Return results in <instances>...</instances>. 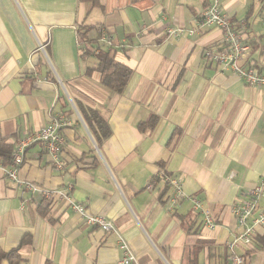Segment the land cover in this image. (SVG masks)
<instances>
[{
	"label": "crops",
	"instance_id": "crops-1",
	"mask_svg": "<svg viewBox=\"0 0 264 264\" xmlns=\"http://www.w3.org/2000/svg\"><path fill=\"white\" fill-rule=\"evenodd\" d=\"M209 2L0 0V136L15 150L53 117L70 121L63 167L35 142L18 175L45 188L72 185L74 201L114 221L136 257L129 264H230L228 243L242 230L232 207L264 178V87L205 56L224 44L221 28L167 32L195 28ZM221 2L249 46L240 64L264 71V0ZM98 27L113 34L112 55L133 70L122 93L102 83L95 56L82 55L78 30L96 39ZM80 104L106 120L101 143ZM153 117V128L141 130ZM1 166L0 246L21 260L0 264H125L117 233L87 225L66 198L20 188ZM162 173L180 177L218 224L206 227L191 200L170 208ZM235 251L246 264H264V226Z\"/></svg>",
	"mask_w": 264,
	"mask_h": 264
},
{
	"label": "built area",
	"instance_id": "built-area-1",
	"mask_svg": "<svg viewBox=\"0 0 264 264\" xmlns=\"http://www.w3.org/2000/svg\"><path fill=\"white\" fill-rule=\"evenodd\" d=\"M241 25H245L246 21L241 20ZM196 27L170 28L169 35L179 37L186 32L190 34L198 33L205 27H218L223 30V45L210 47L206 49L205 56L212 62L217 64L221 70H231L248 85L264 87V71L256 64L243 66L240 64L244 53L249 46L244 42L243 37L237 24L231 21L230 16L224 10L221 0H210L209 4L196 18ZM97 47L107 46L113 48L114 36L111 32L103 27L97 28ZM70 121L65 117H53L51 122L40 130L31 133L28 137L21 140L18 146L13 150L12 161L9 165L2 164L6 175L10 177L20 188L29 190L30 193H39L43 198L50 200L54 197H61L70 200L71 206L76 213L80 215L82 221L91 227H96L105 233L115 232L119 236V247L123 252L121 263L129 264L136 260L128 241L119 233L114 221L105 215L95 214L88 211L84 203L74 201L70 192L72 185L60 189H51L40 187L36 183L21 179L18 175V169L25 159L26 148L35 142H41L52 157L54 164L58 168H62L61 154L64 148L65 139L62 135V129L69 125ZM167 186L171 188V196L169 197V207L175 209L184 200H191L193 209L203 216V224L206 227L214 228L218 223L208 208H205L201 199L196 196L189 195L184 190V183L180 177L169 176L162 173ZM153 184V182L151 183ZM264 197V178L255 184L248 191V198L242 199L235 203L232 212L237 219L238 225L242 229L235 233L232 241L228 243L231 253L229 255L230 264H246V259L240 253L235 251V247L244 244L250 246L253 242L255 226H264V207H260V200Z\"/></svg>",
	"mask_w": 264,
	"mask_h": 264
},
{
	"label": "trees",
	"instance_id": "trees-1",
	"mask_svg": "<svg viewBox=\"0 0 264 264\" xmlns=\"http://www.w3.org/2000/svg\"><path fill=\"white\" fill-rule=\"evenodd\" d=\"M93 2L94 5L98 4V0H88ZM79 41L81 45L83 56H95L97 59V70L101 72L102 83L117 93H122L127 88L129 81L132 77L133 70L127 65L116 60L112 55L111 48L107 46L94 47L92 43L97 41L89 37L88 31L78 30ZM78 109L92 130L94 136L101 143L110 134V129L106 120L96 109L85 107L83 104L78 105ZM156 123V118L153 117L148 122L140 123V129H152ZM13 154V145L8 143L7 138L0 136V162L4 165L11 163ZM27 241V237L23 242ZM9 260L12 263H17L21 260V256L17 249L11 251H4L0 246V262L2 260ZM192 264H197L192 263Z\"/></svg>",
	"mask_w": 264,
	"mask_h": 264
}]
</instances>
